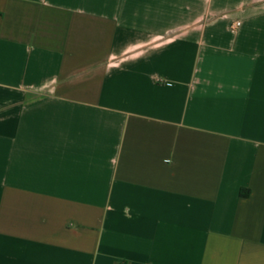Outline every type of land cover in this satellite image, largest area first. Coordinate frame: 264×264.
Returning <instances> with one entry per match:
<instances>
[{
	"label": "crops",
	"instance_id": "crops-1",
	"mask_svg": "<svg viewBox=\"0 0 264 264\" xmlns=\"http://www.w3.org/2000/svg\"><path fill=\"white\" fill-rule=\"evenodd\" d=\"M0 264H264V0H0Z\"/></svg>",
	"mask_w": 264,
	"mask_h": 264
},
{
	"label": "trees",
	"instance_id": "trees-1",
	"mask_svg": "<svg viewBox=\"0 0 264 264\" xmlns=\"http://www.w3.org/2000/svg\"><path fill=\"white\" fill-rule=\"evenodd\" d=\"M240 195L242 196V197H247L248 196V191H242L241 193H240Z\"/></svg>",
	"mask_w": 264,
	"mask_h": 264
},
{
	"label": "built area",
	"instance_id": "built-area-1",
	"mask_svg": "<svg viewBox=\"0 0 264 264\" xmlns=\"http://www.w3.org/2000/svg\"><path fill=\"white\" fill-rule=\"evenodd\" d=\"M237 26H239V23L237 24Z\"/></svg>",
	"mask_w": 264,
	"mask_h": 264
}]
</instances>
